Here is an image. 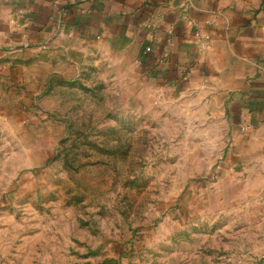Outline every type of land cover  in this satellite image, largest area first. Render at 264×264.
I'll list each match as a JSON object with an SVG mask.
<instances>
[{
  "label": "rangeland",
  "instance_id": "1",
  "mask_svg": "<svg viewBox=\"0 0 264 264\" xmlns=\"http://www.w3.org/2000/svg\"><path fill=\"white\" fill-rule=\"evenodd\" d=\"M116 59L48 56L0 119V264H264V161Z\"/></svg>",
  "mask_w": 264,
  "mask_h": 264
},
{
  "label": "crops",
  "instance_id": "2",
  "mask_svg": "<svg viewBox=\"0 0 264 264\" xmlns=\"http://www.w3.org/2000/svg\"><path fill=\"white\" fill-rule=\"evenodd\" d=\"M94 49L223 120L229 150L264 161V0H0V119L25 117L36 63Z\"/></svg>",
  "mask_w": 264,
  "mask_h": 264
}]
</instances>
